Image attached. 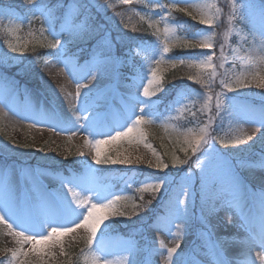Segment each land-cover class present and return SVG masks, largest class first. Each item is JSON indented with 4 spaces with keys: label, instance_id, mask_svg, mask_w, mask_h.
I'll list each match as a JSON object with an SVG mask.
<instances>
[{
    "label": "snow or ice",
    "instance_id": "6c2138e0",
    "mask_svg": "<svg viewBox=\"0 0 264 264\" xmlns=\"http://www.w3.org/2000/svg\"><path fill=\"white\" fill-rule=\"evenodd\" d=\"M133 2L134 0H119L121 5H132ZM136 2L144 3V0H136ZM23 3L30 17L29 25L32 19L41 21L39 46L58 49L54 54L57 61H61L68 54L69 45L91 38L94 31L98 32L104 28V25H98L93 30L89 23L94 18L91 13V8L96 6L94 0H55L54 3L50 0H23ZM105 3L111 7L107 4V0ZM181 4L183 7L180 6ZM149 5L152 13L159 16L158 19H153L148 14L142 15L139 12L136 14L140 16L141 21L147 20L148 29L152 30V35L157 38V43L147 49L151 52V62L155 66H150L145 72L143 66L137 69L135 65H129L128 58L131 50L128 45L136 38L128 37L125 33H118L116 37H113L112 30L106 29L104 36L92 45L91 60L86 62L92 65L91 69L86 76L75 81V94L70 100L73 106L72 118L70 120L56 118L54 123L48 125L58 132L62 126L70 125L74 129L71 135H76L78 130H84L86 135L83 147L94 153L92 162L95 165L146 163L148 169L154 168L155 173L146 175L140 185L133 189L139 194L140 203H136L131 195L113 194L99 187L89 188L86 177L75 181L65 178L61 180V189L49 192L40 183V176L43 173H30V193L23 197L13 193L5 184L3 206L0 207V225L7 228V235L15 238V242L20 246L12 250V259L7 264H12L14 260L17 264H30L26 260L18 259L20 256L27 257L28 252L41 255L40 264H47L43 257L48 256L49 253L44 250V246L49 243L53 246L59 244L60 253L66 256L67 253L64 251L60 238L77 229H83L87 234L85 244L87 255L91 256V264H152V257L156 255L163 258L164 264H257V261L259 264H264V192L258 197L261 214L257 230L252 226V214L247 210L248 204L244 196L248 186L238 175L235 165L230 163L225 158V154L219 152L211 143L215 137L210 131L215 120L219 118L223 123L225 116L229 118L230 127L233 121L253 122L257 123L258 129H264V108L260 109L259 121H255L254 110L242 102L239 96L226 95V93L238 92L239 89L251 88L254 82L257 88L264 89V76L260 74L261 69L252 62L255 56L259 55L261 64H264V0H260L258 8L255 3L231 0L229 25L237 23L251 25L250 35L245 37L250 42V47L245 55L240 57L242 63L239 73L232 69L218 72L219 69L225 68L227 61L224 43L219 45L217 54L215 28L218 26L220 8L209 4L199 5L195 3V0H170L168 3H163L161 0H148L144 6L149 7ZM212 8L216 9L215 12L211 11ZM193 9L197 10L198 14ZM173 13H182L204 27L194 28L187 35H177V26L169 23L170 18L174 19ZM117 15L120 14L117 13ZM80 17H83V20H80ZM22 23L23 21L15 25L14 30L19 31ZM120 23L124 29L128 28V24L122 20ZM57 24L60 25L59 30H57ZM161 25H163L162 28ZM179 27L186 28L187 22L180 24ZM131 31L135 33L139 29L133 26ZM29 36H32L31 31ZM226 40L227 37H225ZM6 43L10 52L21 56L28 50L27 43L8 41ZM173 48L186 50L188 54L167 55ZM32 51H36L35 46ZM16 59L18 57H9L7 54L0 56V66ZM47 63L46 60L45 64ZM165 64L172 68L185 66L188 69H195L194 72L190 71L186 78L189 82L201 87L207 85L210 88L219 75L221 86V91L215 96L207 94L199 108L195 103L199 94L190 92L186 88L178 92L171 102L175 115L170 114L167 117L168 120H180L181 117L187 119L190 115L192 120L197 122V127L183 131L174 129L178 137H183V141L178 139L177 143L180 144L179 150L185 154V158L180 159L174 153L171 154V166L183 168L187 165L180 183L174 189L171 186L176 184V181L167 171L169 163L153 148L144 131L145 125L154 124L160 119L154 97L157 93L166 91L161 74V65ZM125 67H131L133 74L126 75L123 71ZM0 79H3L2 75ZM85 80L88 83L83 82ZM91 81H97V83L89 86ZM121 88L124 89L121 95L122 116L117 120L112 109L108 107L102 109L95 98L103 96L105 100H108ZM85 89L87 91H84ZM256 95L264 97V92ZM213 99H215V111L212 108ZM77 112L79 115L76 114ZM197 112H207V121L203 127L198 126ZM33 117L34 122L31 126H35L38 121L52 118L46 109H33ZM165 128L167 129L166 124ZM239 131L241 134L233 137L232 141L220 138L219 143L227 148L230 144H247L248 141L253 140L252 135L242 129ZM121 141L142 144L152 152L155 163L153 164L152 160L145 161L139 156L133 160L128 156L113 158L105 153V146L115 145ZM189 152L191 156L188 155ZM78 155L82 157L84 152L79 151ZM165 155L168 153L165 152ZM192 156L196 157V168L199 170V193H195L193 189L196 172L192 170L193 165L190 163ZM249 163L251 162L240 161L242 167L248 166ZM259 164L261 170H264V154L261 155ZM87 167L91 171V166L87 165ZM128 187L132 188L133 185L129 183ZM65 188L66 192L62 191ZM77 189L80 191L78 192ZM162 189L167 192L165 223L162 227L172 236V246L160 241V247L156 248L153 242V246L147 249V254L142 255L137 246L129 244L125 249L128 255L120 260L109 259L105 255L109 251L106 241L114 231L115 222L106 223V221L112 217L131 219L133 216L140 215V212L156 199ZM90 192L93 194L89 195ZM145 193H148L152 199L145 201ZM69 194L72 197L71 200L67 198ZM197 196L199 214H197L196 206ZM129 208L130 211L127 210ZM221 211L225 213L226 223L245 233L243 240L240 241L243 246V262L234 256H229L228 248L236 242L235 237L216 234L218 225L212 222V218ZM197 224L201 226L196 231L202 241L200 247L204 258L192 260L188 258L187 253L178 249H180L184 230L193 228ZM173 227L175 232L172 231ZM24 245L30 246L28 251H24ZM82 252H84L83 249ZM66 264H72V261L69 259Z\"/></svg>",
    "mask_w": 264,
    "mask_h": 264
},
{
    "label": "rangeland",
    "instance_id": "374dc122",
    "mask_svg": "<svg viewBox=\"0 0 264 264\" xmlns=\"http://www.w3.org/2000/svg\"><path fill=\"white\" fill-rule=\"evenodd\" d=\"M164 1L165 0H161V2L165 3ZM218 2V0H195V3L199 5L209 4L215 5L216 7H218ZM241 2H247L249 4L255 3L257 8L260 6V1L256 0H241ZM147 3L148 0H144V3H137L136 0H134L132 5H121L119 0H107V4L111 5V7H108L105 3V0H94V4L96 6L91 8V13L94 18L89 22L93 30H95L98 25H104V28L100 29L98 32L94 31L93 34L95 36H99L100 39L104 36L106 29L112 30V36H114V34L116 36L118 33H124L123 25L120 23L121 20L128 24V28L135 26L137 29H139V31L146 30L149 32L153 39L151 42L144 45L140 44L136 48L128 46V48L131 50L128 58L129 65H135L137 69L143 66L145 72L148 71L150 66H155L154 63L151 62V52L147 51V49H150L154 44L157 43V38L152 35V30L148 29L147 20L141 21L140 16H138L136 13L139 12L142 15L148 14L153 19L159 18L158 15L152 13L150 5L149 7L144 6V4ZM16 4L21 5L23 12L10 11L9 16L5 17V14H3L1 11H8L10 9L8 6H15ZM230 4L231 0H229V5ZM180 6L183 7V4ZM98 8L100 9L99 11ZM94 10L101 13V16L97 17ZM215 10V8L211 9L213 12H215ZM193 11L198 14L197 10L193 9ZM117 13L120 15H117ZM28 18L30 17L23 0H0V56L7 54L9 57H18V59L15 61L5 65L16 67L24 57L18 53L10 52L7 48L6 41L12 43H27L28 48H33V46L38 47L41 42L39 34L41 21L38 19H32L31 25H29ZM80 20H83V17H80ZM21 21H23L21 29L19 31H15V25L21 24ZM217 21H219V17ZM185 22H187L186 28L179 27L180 24H184ZM169 23L171 25L177 26V35L189 34L191 25L197 24L190 18L189 20H177L170 18ZM160 27L162 28L163 25ZM202 27L204 26H201V28ZM250 27L251 25L238 23L234 25L229 31V33H231L229 35H232L236 38L235 45L230 48L232 59L237 61V65L231 69L236 73H239L240 71V64L242 63L240 57L244 56L246 50H248L250 47V42L245 39V37L250 35ZM59 28L60 26L57 24V30H59ZM10 30H12L11 34ZM30 31L32 32V36H29ZM45 35H47V33H45ZM48 38L51 39V37ZM50 50L53 52V54H49L45 58L44 63L39 71V85L35 87V89H27L22 87L17 89L14 82H8L4 80V78L0 79V156L4 158L13 157L15 160H17V163H12L6 166H4L3 163H0V207L3 206L2 198L5 184L11 188L13 193H18L22 197L30 193V173H43L40 176V183L49 192L61 189V180H64L67 177L62 174L51 173L48 169L41 166L42 160H39L36 162V164H30L29 162L32 159V156H34V152H39L44 156L50 157L53 161L58 162L63 161L66 157H69L74 152V149H76L74 162L77 164L90 165L91 171H89V168H87L81 176L71 173L69 178L75 181L86 177L89 181L87 185L89 188L99 187L92 172L94 167H104L108 169L119 168L130 171L122 173L118 179V181H121L124 184L133 180L136 174L134 171L136 169L147 168L146 163H133L131 165H95L92 162V156L94 153L88 148L83 147L86 135L84 130H78L76 135H71V132L74 129H72L70 125L62 126L59 132L52 130L48 126L50 123H54L56 118L62 120H70L72 118L73 106L70 103V100L71 96H74L75 94V81L86 76L92 67L91 64L86 63L91 59L83 61L79 56H77V52L74 55H66L61 61H57L54 54L58 51V49ZM46 60L48 61L47 65L45 64ZM252 62L260 67V74L264 76V64H261L260 56L256 55ZM65 65H67V67H65ZM172 69L173 68L170 65H161L162 79L163 74ZM123 71L126 75L133 74L131 67H125ZM219 79L220 78L216 80L219 81ZM83 82L88 83L87 80ZM93 83L95 82L91 81L89 86L93 85ZM61 89H63V91H61ZM214 90L215 88L213 85L210 88L208 86H204L201 87V92L199 93L203 95L205 99L207 94H212L215 96V93H213ZM84 91L87 90L85 89ZM261 92H264V89L257 88L254 82L251 88L239 89L238 92L226 93V95L239 96L242 102L254 110L253 119L255 121H259L260 109L264 108V97L256 94ZM177 93L175 94V97L177 96ZM162 94L163 93H157V96L154 97L157 102V106L161 104V100L158 99V97ZM103 99V96L95 98L99 105L105 100ZM212 102L214 103L212 106L214 109L215 99H213ZM172 107L169 109L166 115L164 117H160L156 123L145 125L144 131L147 135L148 141L152 144L157 153L169 163V167H171L175 173H177L179 170L181 171L179 176H173L169 174L170 177L174 178L176 181V184L171 186V188L174 189L176 188L177 184L180 183V179L183 176L184 170L187 169V165H184L183 168H172L171 166V154L174 153L178 157L179 153L184 154L179 150L180 144L177 143L178 139L182 142L183 137H178L177 132L174 131V129H180L183 131L187 128H181L183 123H178L179 121L184 120L183 117H181L180 120L167 119L170 114L175 115V113L172 111ZM33 109H46L48 113L51 114L52 118L46 119L44 121H38L35 123V126H31L34 122ZM52 109L57 115H55ZM120 109L121 106H119V110ZM76 114L79 115V112ZM114 116L117 120L119 119L115 114ZM165 124L167 125V129L165 128ZM198 126L201 127L200 125ZM193 127H197V124L195 123L193 126L188 128ZM226 127L227 129L222 135V138L225 140L232 141L233 137L241 134L239 131L240 129L253 136V140L248 141L247 144H230V146L227 148L223 147L220 143L217 144L214 142L213 144L219 152L225 154V158L230 163L235 165V170L237 171L238 175L248 186L247 192L244 193L246 202L248 204L247 210L252 214V226L258 230L259 227L255 222L256 220L254 218V213L256 212L261 214V204L258 197L262 192H264V170H261L259 164L260 157L262 154H264V136H262L264 129H258L257 123L253 122L237 123L233 121L230 127L228 117ZM15 145H20V147H15ZM257 149H259L258 154L256 155L257 159L255 161L249 160L248 154L255 150L257 151ZM79 151H83L84 156H79ZM104 151L113 158L128 156L135 160V158L139 156L145 161L152 160L153 164L155 163V158L152 156V152L149 149H146L142 144H129L126 141H121L115 145L105 146ZM165 152H167L168 155H165ZM240 161H249L251 163H249L248 166H244L242 169ZM192 165V170L196 172V177L193 179V189L195 193H199V170L196 168V161ZM150 170L153 171L155 169L153 168ZM62 191L66 192V188L62 189ZM77 191L79 192L80 189H77ZM120 192L128 195L127 191L121 190ZM92 194L93 193L91 192L89 193V195ZM67 198L69 200L72 199L70 194ZM165 202L162 207L163 214H160L152 224L147 226V236L145 238L148 245L147 248H145V246L143 248L138 247L132 239H124L119 235H114L110 236L108 241H106L109 251L105 255H107V257L111 260H120L123 256L128 255L125 249L129 244L137 246L141 250L142 255L147 254V249L153 246V242H155L156 248L160 247V241H163L164 244H167L168 246H172V236L168 232L164 231L162 227L165 223ZM196 206L197 214H199L198 196L196 199ZM118 219H120V217H112L109 221H106V223H112ZM212 222L218 225L216 229V234L218 236H233L236 240L238 238H241L242 240L245 236L243 230H238L235 226L226 223V217L223 211L219 212L215 217H213ZM101 227L103 228V226ZM199 227L201 226L197 224L193 228L184 230L183 238L180 242V249H178V251L183 250L185 253H187L188 258L192 260L204 258L203 252L198 250V247H200L202 243L196 231V229ZM36 231H39V229H36ZM172 231L175 232L174 227ZM86 235L87 234L83 229H77L75 232L60 238V241L64 246V251L67 253L66 256L60 253L59 244L53 246L51 243H49V245L44 246V250L47 251L49 255L43 257V259L47 262V264H66V261L69 259L71 261L75 260V264H91V256L87 255V248L85 244ZM99 236L100 233L98 232L97 237L99 238ZM235 244L239 243L235 242L231 244L228 248V252L229 256H234L239 260L243 249L242 245L238 247ZM94 246H96V242H94ZM19 247L20 246L15 242V238L7 235V228L3 225H0V264H7V262L12 259V250ZM29 247V245H24V251H28ZM82 249L84 252H82ZM53 253L55 255H52ZM18 259L26 260L30 262V264H40L41 255L28 252L27 257L20 256ZM129 259H131V257H129ZM12 264H17V261H12ZM152 264H164L163 258L159 255L152 257ZM257 264H259L258 261Z\"/></svg>",
    "mask_w": 264,
    "mask_h": 264
},
{
    "label": "trees",
    "instance_id": "16d2710c",
    "mask_svg": "<svg viewBox=\"0 0 264 264\" xmlns=\"http://www.w3.org/2000/svg\"><path fill=\"white\" fill-rule=\"evenodd\" d=\"M218 7L221 10V13L219 15V21H217V27L215 28V31L217 32V38H216V42H217V54H218V50H219V45L221 43L225 44V53H226V57H227V61L225 63V68L224 69H219L218 72H224L225 70L229 69V63L231 62L230 58H229V44H232L234 42L233 38H231L229 36V31L230 28L232 26L229 25L228 23V15L231 12V7L229 5V0H218ZM174 15H176L177 19H185L188 18L186 16H184L182 13H173ZM200 25L198 24H194L192 26V30L199 28ZM125 33L127 34L128 37H136V38H140L142 34H144L142 31H137L135 33H133L131 31L130 28L124 29ZM225 37H227V40L225 41ZM39 48H36V51L33 52L32 48H29L24 55L26 56V59L30 61L31 63V68L29 67V69H23L22 71H20L23 74V77L25 78V80L27 82H34L37 83V71H38V64L40 62V54H38ZM188 51L183 50V49H174L171 53V55L173 56H178V55H187ZM190 71H195V69H188L185 66H178L166 73L163 74V81L164 84L167 86L168 90H174L175 87H180V86H191L192 82H189L186 78L187 74ZM181 77H183V79H181ZM220 78L219 75L216 79ZM215 87V91L214 93H217L219 91V84H218V80H216V82L213 84ZM203 104L202 101L198 102V106H201ZM213 111H215L213 109ZM197 117L198 119L200 118L202 122H206L207 121V112L205 113H199L197 112ZM216 131L218 130V128H222L221 121L219 118L216 119ZM217 133V132H216ZM216 133H212L211 135L214 137L216 136ZM217 138V137H216ZM217 140V139H215ZM35 157H39L40 155H38V153L34 152ZM189 154V153H188ZM184 155L180 153V159H183ZM44 161L45 162H51L50 157H44ZM69 162V160H66L64 163ZM160 194H157L156 199L152 200V203L150 205H148L147 208H145L143 211L140 212V215L138 216H133L131 219H126L121 217L118 224H122L126 226V229L124 230L125 234H129V232L131 231H135L140 225H142V223L145 221V219L147 218L148 214L150 212H153L154 210L156 211L158 208V205L160 203ZM136 203H140L139 197L136 196L134 197ZM160 198V199H159ZM144 199L145 201L152 199V197L148 194L145 193L144 194ZM128 211H130V208L127 209Z\"/></svg>",
    "mask_w": 264,
    "mask_h": 264
},
{
    "label": "bare ground",
    "instance_id": "6f19581e",
    "mask_svg": "<svg viewBox=\"0 0 264 264\" xmlns=\"http://www.w3.org/2000/svg\"><path fill=\"white\" fill-rule=\"evenodd\" d=\"M95 83H96V81H94ZM95 83H93V84H95ZM103 102H105V103H108V100H104ZM243 240V239H242ZM240 241H241V238H238L237 240H236V242H238L239 244H235V245H237L238 247L240 246V245H242L241 243H240ZM242 249H243V246H242ZM255 253H253V255H254ZM241 258H243V259H241ZM241 262H243V260H244V257H243V255L241 254V257H240V259H239Z\"/></svg>",
    "mask_w": 264,
    "mask_h": 264
}]
</instances>
